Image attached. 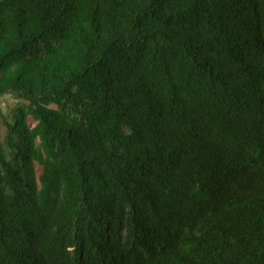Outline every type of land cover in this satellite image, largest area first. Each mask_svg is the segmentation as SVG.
<instances>
[{
    "label": "trees",
    "instance_id": "obj_1",
    "mask_svg": "<svg viewBox=\"0 0 264 264\" xmlns=\"http://www.w3.org/2000/svg\"><path fill=\"white\" fill-rule=\"evenodd\" d=\"M4 95L0 264H264V0H0Z\"/></svg>",
    "mask_w": 264,
    "mask_h": 264
},
{
    "label": "rangeland",
    "instance_id": "obj_2",
    "mask_svg": "<svg viewBox=\"0 0 264 264\" xmlns=\"http://www.w3.org/2000/svg\"><path fill=\"white\" fill-rule=\"evenodd\" d=\"M17 100L10 96V95H4L0 97V108L5 114H10L11 108L16 104ZM31 124H34V121L32 119H29ZM6 127L2 122V116L0 114V136H3L5 133Z\"/></svg>",
    "mask_w": 264,
    "mask_h": 264
}]
</instances>
